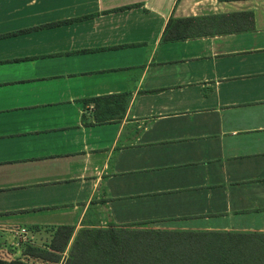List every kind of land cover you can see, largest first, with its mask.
Instances as JSON below:
<instances>
[{"label": "crops", "instance_id": "crops-1", "mask_svg": "<svg viewBox=\"0 0 264 264\" xmlns=\"http://www.w3.org/2000/svg\"><path fill=\"white\" fill-rule=\"evenodd\" d=\"M244 11L252 31L161 42ZM124 92L121 120L83 124ZM82 221L262 251L264 0H0V244Z\"/></svg>", "mask_w": 264, "mask_h": 264}, {"label": "trees", "instance_id": "trees-1", "mask_svg": "<svg viewBox=\"0 0 264 264\" xmlns=\"http://www.w3.org/2000/svg\"><path fill=\"white\" fill-rule=\"evenodd\" d=\"M252 30L254 15L251 11L171 17L161 42ZM129 98V94L124 92L83 99L84 105L94 104L92 119L83 114V124L91 126L121 120ZM93 203L91 201L90 205ZM100 226L99 221H82L78 230L71 225L47 229L49 240L44 244L21 246L20 253L26 260L16 258L13 249L0 244V264H259V260L264 264V245L260 252L259 245L255 248L253 240H249L246 247L224 249L215 246L207 249L195 246L197 240L186 232L131 230L113 223H107L105 229ZM29 230L39 233L41 228L31 227Z\"/></svg>", "mask_w": 264, "mask_h": 264}, {"label": "built area", "instance_id": "built-area-1", "mask_svg": "<svg viewBox=\"0 0 264 264\" xmlns=\"http://www.w3.org/2000/svg\"><path fill=\"white\" fill-rule=\"evenodd\" d=\"M12 239L9 243H2L4 248H9L14 250V256H22L20 253L21 246L24 244H35V235L32 234L25 227H13L9 229ZM23 257V256H22Z\"/></svg>", "mask_w": 264, "mask_h": 264}, {"label": "rangeland", "instance_id": "rangeland-1", "mask_svg": "<svg viewBox=\"0 0 264 264\" xmlns=\"http://www.w3.org/2000/svg\"><path fill=\"white\" fill-rule=\"evenodd\" d=\"M49 240V234L46 233V232H43L41 234H37L35 236V244L37 245H42L44 244L45 242H47ZM17 258H20V259H23V260H26L25 258H23L22 256H18Z\"/></svg>", "mask_w": 264, "mask_h": 264}]
</instances>
